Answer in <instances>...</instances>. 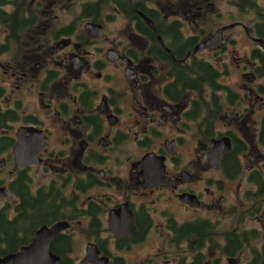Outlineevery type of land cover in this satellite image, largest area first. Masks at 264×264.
Wrapping results in <instances>:
<instances>
[{
    "label": "flooded vegetation",
    "instance_id": "obj_1",
    "mask_svg": "<svg viewBox=\"0 0 264 264\" xmlns=\"http://www.w3.org/2000/svg\"><path fill=\"white\" fill-rule=\"evenodd\" d=\"M1 7L0 213L18 242L0 256L39 240L40 263L48 243L59 264H264V0Z\"/></svg>",
    "mask_w": 264,
    "mask_h": 264
},
{
    "label": "water",
    "instance_id": "obj_2",
    "mask_svg": "<svg viewBox=\"0 0 264 264\" xmlns=\"http://www.w3.org/2000/svg\"><path fill=\"white\" fill-rule=\"evenodd\" d=\"M31 127L29 126H20L18 129L19 134V140L13 147V153L15 154L16 161L20 164L24 165L27 163L34 162L38 160L37 157V150L33 151L31 148H29V143L26 139H24L22 136L29 130ZM42 145V143H41ZM3 187H0V192L3 191ZM48 227H43L40 229L38 235L44 234L49 230ZM41 244L39 243V240H37L33 244H29L26 246H23L18 252L10 253L5 256H0V264H59L58 263V257L52 253L50 250L48 243L46 248L42 249L43 252V260H55V262L51 263H40L38 260L41 259H35L34 258V252L37 251L40 248ZM40 252V251H39ZM36 256V255H35Z\"/></svg>",
    "mask_w": 264,
    "mask_h": 264
},
{
    "label": "trees",
    "instance_id": "obj_3",
    "mask_svg": "<svg viewBox=\"0 0 264 264\" xmlns=\"http://www.w3.org/2000/svg\"><path fill=\"white\" fill-rule=\"evenodd\" d=\"M3 2L4 0H0V23L1 22L9 23L13 14L6 11L3 7H1V4ZM1 93H2V87L0 86V95ZM13 114H14L13 110L2 107V104L0 103V129L8 127L10 121L13 120L12 119ZM12 143H13V137L10 133L1 135L0 152L1 153L10 152ZM29 205L32 206L35 210H38V212H41L44 209H46V206L43 203V201H40L38 199ZM24 209H26V207ZM17 227H18L17 220H7L5 216L0 213V243L2 241L5 243V249L8 250L11 249L18 242Z\"/></svg>",
    "mask_w": 264,
    "mask_h": 264
},
{
    "label": "rangeland",
    "instance_id": "obj_4",
    "mask_svg": "<svg viewBox=\"0 0 264 264\" xmlns=\"http://www.w3.org/2000/svg\"><path fill=\"white\" fill-rule=\"evenodd\" d=\"M221 6H222V10L225 11L226 13L232 11V9H230V7L227 4H221ZM237 48L239 50H244V49L248 48V45L246 44V42L238 41L237 42ZM5 59H7V56H5V55L0 57V60H5ZM228 61H229L228 67L230 70L228 71L226 76H223L224 77L223 80H225L229 84L236 87L238 84L237 81L239 80V78H238L237 70L235 69V66H234L235 63L232 60H228ZM2 70L3 69L0 67V76L4 75ZM4 155H8V153H5Z\"/></svg>",
    "mask_w": 264,
    "mask_h": 264
}]
</instances>
